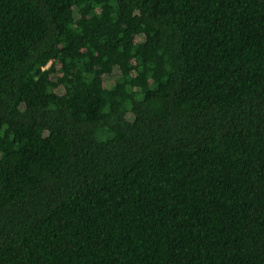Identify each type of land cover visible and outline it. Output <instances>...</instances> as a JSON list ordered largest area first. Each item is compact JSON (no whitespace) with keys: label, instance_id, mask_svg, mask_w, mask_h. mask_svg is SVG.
Returning <instances> with one entry per match:
<instances>
[{"label":"trees","instance_id":"1","mask_svg":"<svg viewBox=\"0 0 264 264\" xmlns=\"http://www.w3.org/2000/svg\"><path fill=\"white\" fill-rule=\"evenodd\" d=\"M0 264H264V0H0Z\"/></svg>","mask_w":264,"mask_h":264}]
</instances>
